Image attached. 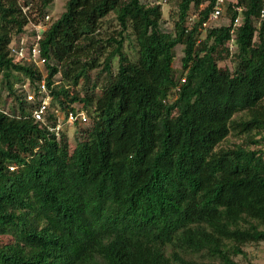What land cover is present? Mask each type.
Masks as SVG:
<instances>
[{
  "label": "trees",
  "instance_id": "1",
  "mask_svg": "<svg viewBox=\"0 0 264 264\" xmlns=\"http://www.w3.org/2000/svg\"><path fill=\"white\" fill-rule=\"evenodd\" d=\"M54 1L24 3L35 18ZM174 2L165 30L160 2L67 0L47 83L91 122L56 137L19 87L41 72L10 55L28 16L0 0V264H256L236 257L264 242V0H239L232 56V25H201L215 0Z\"/></svg>",
  "mask_w": 264,
  "mask_h": 264
},
{
  "label": "built area",
  "instance_id": "2",
  "mask_svg": "<svg viewBox=\"0 0 264 264\" xmlns=\"http://www.w3.org/2000/svg\"><path fill=\"white\" fill-rule=\"evenodd\" d=\"M23 7L24 13L27 14L29 19L28 30L20 38L15 40L10 45V55L17 61H24L33 64L42 74V78L34 85H31L30 80L26 79L25 82L19 87L25 91V97L29 103L32 104L31 116L41 125H43L50 133H54L56 137H60L65 130V125H73L75 123L87 124L91 122L87 110L81 104H75V109L68 111L63 110L59 104H53L51 89L47 83L48 76V57L45 55L42 47V39L44 32L53 21L52 13H46L43 16H36L35 18L29 14L31 3L26 5L25 0H19ZM169 0H162L168 2ZM232 7L238 12L234 21H230L232 25L231 38L227 42V46L232 56L235 50V36L234 29L242 22V11L244 7L239 4V0H215L214 5L202 21L201 25L205 29L217 26L218 20L228 13L229 8ZM37 15V14H36ZM200 11L192 9L187 16V28L191 29L195 22L199 19ZM264 16V10L262 11ZM185 77L182 81L185 82ZM0 110L9 113L7 108L0 104ZM53 115V118H51ZM13 169L14 166H11Z\"/></svg>",
  "mask_w": 264,
  "mask_h": 264
},
{
  "label": "rangeland",
  "instance_id": "3",
  "mask_svg": "<svg viewBox=\"0 0 264 264\" xmlns=\"http://www.w3.org/2000/svg\"><path fill=\"white\" fill-rule=\"evenodd\" d=\"M144 2H160L163 6V28L165 30H171L173 28V20L171 17V9H173V6L175 5V0H169L168 2H162V0H143ZM66 2L67 0H55L53 4L49 7V12L52 13L53 19L58 18L66 9ZM231 17L227 13L224 16H222L218 22L216 23L217 26L222 25H228L230 24ZM116 27V21H112L111 28ZM184 46L183 44H179L175 49V60L173 63V66L177 72V74L180 73L181 65H182V57L184 55ZM220 66L222 68L224 67H232V62L230 60H225L220 62ZM4 99L8 101V105L12 104L13 99L7 98V96L4 95ZM9 110V106L7 107ZM90 123L84 124V126H88ZM65 131H67L68 136L73 135V128L72 125H65ZM66 128H68L66 130ZM71 144V150L75 147V141L72 138L70 141ZM9 236H0V241H6L8 240ZM245 249L247 250V257L246 255H238L236 257V260L242 263H245L246 260L250 259L253 260L256 264H264V242L259 243H251L248 244Z\"/></svg>",
  "mask_w": 264,
  "mask_h": 264
}]
</instances>
